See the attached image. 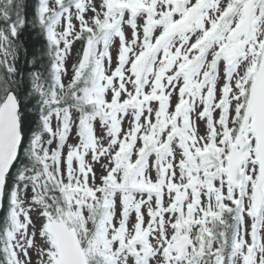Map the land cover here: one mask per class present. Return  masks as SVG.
<instances>
[{
  "label": "snow or ice",
  "instance_id": "snow-or-ice-1",
  "mask_svg": "<svg viewBox=\"0 0 264 264\" xmlns=\"http://www.w3.org/2000/svg\"><path fill=\"white\" fill-rule=\"evenodd\" d=\"M0 264H264V0H0Z\"/></svg>",
  "mask_w": 264,
  "mask_h": 264
},
{
  "label": "rangeland",
  "instance_id": "rangeland-1",
  "mask_svg": "<svg viewBox=\"0 0 264 264\" xmlns=\"http://www.w3.org/2000/svg\"><path fill=\"white\" fill-rule=\"evenodd\" d=\"M79 45L77 44L74 49H73V53H72V57L69 59L68 64L71 65V63H73L76 60V55H75V51L76 48H78ZM201 130H203V126H201Z\"/></svg>",
  "mask_w": 264,
  "mask_h": 264
}]
</instances>
